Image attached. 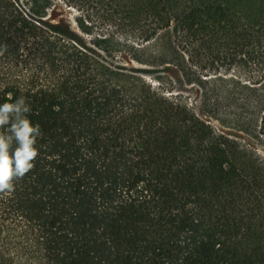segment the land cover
<instances>
[{"label": "trees", "instance_id": "1", "mask_svg": "<svg viewBox=\"0 0 264 264\" xmlns=\"http://www.w3.org/2000/svg\"><path fill=\"white\" fill-rule=\"evenodd\" d=\"M0 51L43 133L0 264H264V0H0Z\"/></svg>", "mask_w": 264, "mask_h": 264}, {"label": "clouds", "instance_id": "2", "mask_svg": "<svg viewBox=\"0 0 264 264\" xmlns=\"http://www.w3.org/2000/svg\"><path fill=\"white\" fill-rule=\"evenodd\" d=\"M31 115V104L23 95L13 98L8 93L0 103V193L13 192L15 182L34 169L40 155L37 144L43 133Z\"/></svg>", "mask_w": 264, "mask_h": 264}, {"label": "rangeland", "instance_id": "3", "mask_svg": "<svg viewBox=\"0 0 264 264\" xmlns=\"http://www.w3.org/2000/svg\"><path fill=\"white\" fill-rule=\"evenodd\" d=\"M145 48H148L145 50V53L147 55V58L149 57L148 55H154L157 53L158 47L154 43H148ZM148 60L150 61H145V62H139L136 60H132L130 65H134L137 67H141L144 69H148L149 71L146 73V77H148L150 80H153L158 84V78L165 84L169 85L170 81L173 82L174 88L173 90L175 92H183L189 97H191L192 101L195 103L196 99H198V93H196V88L197 86H192L188 85L185 83L183 78L181 77L180 79H176L174 76V71L172 69H167L165 68L166 65L163 63H160V61L154 60L152 58H149ZM168 65V64H167ZM258 119V117H257ZM255 123H258V121L255 119Z\"/></svg>", "mask_w": 264, "mask_h": 264}]
</instances>
